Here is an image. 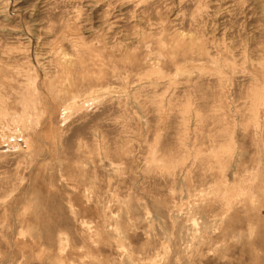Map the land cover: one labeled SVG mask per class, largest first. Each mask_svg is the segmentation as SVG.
<instances>
[{"label":"rangeland","instance_id":"374dc122","mask_svg":"<svg viewBox=\"0 0 264 264\" xmlns=\"http://www.w3.org/2000/svg\"><path fill=\"white\" fill-rule=\"evenodd\" d=\"M0 264H264V0H0Z\"/></svg>","mask_w":264,"mask_h":264},{"label":"bare ground","instance_id":"6f19581e","mask_svg":"<svg viewBox=\"0 0 264 264\" xmlns=\"http://www.w3.org/2000/svg\"><path fill=\"white\" fill-rule=\"evenodd\" d=\"M76 214V213H75ZM85 227V226H84ZM59 236V235H58ZM51 237H52V235H51ZM48 238H49V236H48ZM177 248V247H176Z\"/></svg>","mask_w":264,"mask_h":264}]
</instances>
